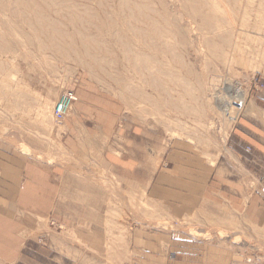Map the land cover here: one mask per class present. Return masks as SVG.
<instances>
[{"label": "rangeland", "instance_id": "rangeland-1", "mask_svg": "<svg viewBox=\"0 0 264 264\" xmlns=\"http://www.w3.org/2000/svg\"><path fill=\"white\" fill-rule=\"evenodd\" d=\"M239 1L0 0V149L48 161L50 180H82L106 202L77 225L38 226L20 264H172L194 240L264 264V230L245 211L222 219L220 205L192 210L150 194L161 170L215 174L229 134L250 106L255 117L264 107V0ZM68 92L75 100L56 120ZM80 101L98 106L99 128L81 129L72 153L61 133Z\"/></svg>", "mask_w": 264, "mask_h": 264}, {"label": "crops", "instance_id": "crops-1", "mask_svg": "<svg viewBox=\"0 0 264 264\" xmlns=\"http://www.w3.org/2000/svg\"><path fill=\"white\" fill-rule=\"evenodd\" d=\"M80 102L61 133V147L72 153L80 151L81 129H89L92 135L93 129L99 128L98 106ZM249 108L227 137L225 153L221 154L224 161L220 155L215 174L200 179L189 167L183 171L173 167L170 176L161 170L152 178L151 198L192 210L203 203L220 205L224 209L222 219L226 208L245 211L253 225L264 230V193L259 192L264 180V107L258 108V117L252 115L256 105ZM110 121L113 124L108 120L107 127L113 128L114 121ZM48 169V161L0 149V264H20L29 235L48 219L72 226L104 209L106 202L94 193L97 190L92 184L84 186L82 180L57 183L50 180ZM195 241L191 243L194 251L186 252V256L176 252L173 256L177 260L172 264H255L220 245L201 246Z\"/></svg>", "mask_w": 264, "mask_h": 264}, {"label": "bare ground", "instance_id": "bare-ground-1", "mask_svg": "<svg viewBox=\"0 0 264 264\" xmlns=\"http://www.w3.org/2000/svg\"><path fill=\"white\" fill-rule=\"evenodd\" d=\"M120 1H121V0H120ZM234 1H235V0H234ZM240 1H241V0H240ZM240 1H239V2H240ZM124 2H125V1H124ZM220 2H221V1H220ZM237 3H238V2H237ZM75 4H76V3H75ZM99 4H100V3H99ZM106 4H107V3H106ZM125 5H126V3H125ZM140 5H142V4H140ZM174 5H175V4H174ZM225 5H226V4H225ZM102 6H103V5H102ZM120 7H121V6H120ZM137 7H138V6H137ZM139 7H140V6H139ZM142 7H143V6H142ZM144 7H145V6H144ZM215 7H216V6H214V8H215ZM16 8H17V7H16ZM126 8H127V7H126ZM145 8H146V7H145ZM121 9H122V8H121ZM137 9H138V8H137ZM216 9H218V7L215 8V10H216ZM219 9H220V8H219ZM221 9H222V8H221ZM221 9H220V10H221ZM128 10H129V9H128ZM141 10H142V9H141ZM141 10H138V11H141ZM236 10H237V9H236ZM228 11H230V10H228ZM220 12H221V11H220ZM131 14H132V13H131ZM138 14H139V13H138ZM228 14H229V13H228ZM232 14H233V13H232ZM132 16H133V14H132ZM132 16H131V17H132ZM234 16H235V15H234ZM149 17H150V16H149ZM134 19H135V18H134ZM231 19H232V18H231ZM34 20H35V19H34ZM48 21H49V20H48ZM55 21H56V20H55ZM135 22H136V21H135ZM223 22H225V21H223ZM225 23H226V22H225ZM233 23H234V21H233ZM235 23H236V22H235ZM60 24H61V22H60ZM153 24H154V23H153ZM61 25H62V24H61ZM92 25H93V24H92ZM154 25H155V24H154ZM94 26H95V25H94ZM97 28H98V27H97ZM97 28H96V29H97ZM214 28H215V27H214ZM45 29H46V28H45ZM134 29H136V28H134ZM191 29H192V28H191ZM215 29H216V28H215ZM159 30H160V29H159ZM169 30H170V29H169ZM211 30H213V29H211ZM132 31H133V30H132ZM134 31H135V30H134ZM137 31H138V30H137ZM141 31H142V30H141ZM146 31H147V30H146ZM193 31H194V30H193ZM213 31H214V30H213ZM170 32H172V31H170ZM225 32H226V31H225ZM138 33H140V32H138ZM226 33H227V32H226ZM172 34H173V32H172ZM146 35H147V33H146ZM135 36H136V35H135ZM140 36H141V35H140ZM144 36H145V34H144ZM172 36H173V35H172ZM221 36H222V35H221ZM230 36H231V35H230ZM173 37H174V36H173ZM199 37H200V35H199ZM151 38H152V37H151ZM220 38H221V37H220ZM222 38H223V37H222ZM256 38H257V37H256ZM37 39H38V38H37ZM149 39H150V38H149ZM166 39H167V38H166ZM227 39H229V38H227ZM227 39H226V40H227ZM151 40H152V39H151ZM151 40H149V41H150V43L152 44ZM153 40H154V39H153ZM221 40H222V39H221ZM223 40H224V39H223ZM155 41H156V40H155ZM224 41H225V40H224ZM227 41H228V40H227ZM231 41H232V40H231ZM145 42H147V41L145 40ZM150 43H149V44H150ZM164 43H165V42H164ZM126 44H127V43L125 42V46H126V47H128L129 45H131L130 43H129V45H126ZM156 44H157V43H153L152 45H155V48L158 49V48H157L158 45H156ZM166 44H167V42L165 43V46H166ZM144 45H145V43H143V46H144ZM146 45H147V44H146ZM131 46H132V45H131ZM131 46H130V47H131ZM139 46H140V45H139ZM148 46H149V45H147V47H148ZM160 46H161V45H160ZM234 46H235V44H234ZM126 47H125V50L127 51ZM150 47H151V45H150ZM152 47H153V46H152ZM239 47H240V45H239ZM0 48H1V47H0ZM131 48H132V47H131ZM137 48L139 49V47H137ZM153 48H154V47H153ZM166 48H168V47L166 46ZM105 49H106V48H105ZM94 50H95V49H94ZM99 50H100V49H99ZM132 50H133V48H132ZM139 50H140V49H139ZM141 50H142V49H141ZM141 50H140V51H141ZM162 50H163V49H162ZM162 50H161V51H162ZM172 50H173V49H172ZM239 50H240V49H239ZM242 50H243V49H242ZM128 51L131 52V49L129 48ZM140 51H139V52H140ZM173 51H174V50H173ZM244 51H245V50H244ZM142 52L144 53V51H142ZM142 52H141V53H137V54H135L134 58L137 59V60H138V59H144V60H145L147 54L145 53V54L142 55ZM154 52H156V50H155ZM174 52H175V51H174ZM241 52H242V51H241ZM131 53H134V51H132ZM149 53H150V52H149ZM162 53H163V52H162ZM150 54H151V53H150ZM171 54H172V53H171ZM175 54H177V53L175 52ZM178 54H179V53H178ZM178 54H177V55H178ZM148 55H149V54H148ZM154 55H155V54H154ZM125 56H126V55H125ZM149 56H150V55H149ZM175 56H176V55H175ZM178 56H179V55H178ZM128 57H129V56H128ZM176 57H177V56H176ZM180 57H181V56H180ZM126 58H127V57H126ZM151 58H154V57L151 56ZM172 58H173V57H172ZM173 59H174V58H173ZM125 60H126V59H125ZM150 60H151V59H150ZM153 60H154V59H153ZM134 61H135V60H134ZM142 61H143V60H142ZM156 61H157V59H156ZM183 61H184V60H183ZM145 62H146V61H145ZM151 62H152V60H151ZM154 62H155V60H154ZM133 64H134V62H133ZM144 64H145V63H144ZM1 65H2V63H1ZM135 65H137V64L135 63ZM145 66H147V65H145ZM2 67H3V66H2ZM102 67H103V66H102ZM136 67H137V66H136ZM140 67H141V66H140ZM147 67H148V66H147ZM155 67H157V66H155ZM137 68L139 69V67H137ZM143 68H145L144 65H143ZM157 68H158V67H157ZM140 69H141V68H140ZM136 70H137V69H136ZM156 70H157V69H156ZM142 71H143V69H142ZM164 71H165V70H164ZM168 72H169V70H168ZM168 72H167V73H168ZM142 73H143V72H142ZM151 74H152V76H153V73H151ZM154 74H155V72H154ZM165 74H166V73H165ZM155 75H156V74H155ZM156 76H157V75H156ZM168 77H169V76H168ZM183 78H185V77H183ZM153 79H155V78H153ZM143 81H144V80H143ZM143 81H142V82H143ZM172 81H173V80H172ZM187 81H188V80H187ZM115 83H116V82H115ZM146 83H147V82H146ZM128 86H129V85H128ZM128 86H127V87H128ZM190 89H191V88H190ZM166 93H167V92H166ZM233 93H234V94H232V95L230 96L231 100L236 99V98H238V97H240V96L243 95V94H241L240 92H233ZM168 94H169V93H168ZM242 99H243V98H242ZM243 100H244V99H243ZM236 101H237V100H236ZM241 101H242V100H241ZM61 102H62V99H61V100L59 99L58 104L61 103ZM230 103H231V102H230ZM39 104H40V103H39ZM233 105H234V104H233ZM230 106H231V108H232V105H230ZM55 107H56V106H55ZM55 107H54V108H55ZM70 107H72V105H71ZM229 108H230V107H229ZM69 109H70V108H69ZM69 109H68V110H69ZM186 109H187V108H186ZM67 112H68V111H67ZM67 112H66V113H67ZM66 115H67V114H66ZM55 116H56V115H55L54 110H53V117H54L56 120H59V119H57ZM47 118H48V117H47ZM175 126H176V125H175ZM180 126H181V125H180ZM163 127H164V126H163ZM22 149H23V148H22ZM27 150H28V149H27ZM22 151H23V150H22ZM28 151H29V150H28ZM25 152H26V150H25ZM209 155H210V154H209ZM261 188H262V185H261Z\"/></svg>", "mask_w": 264, "mask_h": 264}, {"label": "built area", "instance_id": "built-area-1", "mask_svg": "<svg viewBox=\"0 0 264 264\" xmlns=\"http://www.w3.org/2000/svg\"><path fill=\"white\" fill-rule=\"evenodd\" d=\"M73 100H75V96L73 95L72 92H68L66 94V96L63 97L62 102L61 103H57L56 107H55V117L59 120H63L66 116V112L68 111V109L70 108V106L73 103ZM262 191L264 192V181L262 182Z\"/></svg>", "mask_w": 264, "mask_h": 264}]
</instances>
